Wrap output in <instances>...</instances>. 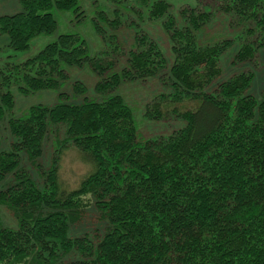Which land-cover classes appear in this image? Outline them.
<instances>
[{
	"label": "trees",
	"instance_id": "obj_1",
	"mask_svg": "<svg viewBox=\"0 0 264 264\" xmlns=\"http://www.w3.org/2000/svg\"><path fill=\"white\" fill-rule=\"evenodd\" d=\"M105 1L90 3L102 8L92 18L97 34L106 27L121 31L128 9L137 21L146 10L168 51L144 31L119 65L89 56L82 36L67 33L12 66L25 94L57 90L70 70L84 67L95 83L94 99L76 81L80 103L31 106L7 120L14 100L8 91L0 95V131L5 124L10 140L9 150L0 151V209L13 218L11 227L0 219V264H264V100L246 94L253 74L234 75L204 92L220 77V57L232 44L198 46L197 33L211 13L186 7L173 14L163 0H135L131 7L110 0L114 8ZM223 1L260 32L255 47L244 44L234 58L251 61L256 48L264 49V0ZM18 3L23 12L0 16L14 51L56 30L53 9L85 18L79 0ZM164 76L171 92L155 95L144 115L161 120L169 109L184 126L168 137L145 138L118 93ZM185 100L197 101L196 109H182ZM66 149L92 169L67 191L59 182ZM88 214L102 228L70 238Z\"/></svg>",
	"mask_w": 264,
	"mask_h": 264
},
{
	"label": "rangeland",
	"instance_id": "obj_2",
	"mask_svg": "<svg viewBox=\"0 0 264 264\" xmlns=\"http://www.w3.org/2000/svg\"><path fill=\"white\" fill-rule=\"evenodd\" d=\"M79 1L82 9L85 10V18L76 15L77 12H60L53 9L52 13L57 21L56 30L51 35L39 36L32 39L29 48L24 51H14L10 46L8 36L0 31V95L8 91L14 100L12 111L5 115V120L9 116L19 117L24 115L31 106L80 103L82 96H76L73 90L76 81L83 82L87 86V92L84 96L94 99L93 87L95 80L90 69L86 67L81 70H70L69 77L57 90H44L32 94H25L24 91L20 90L23 84L16 80L17 77H20V74L13 73L12 66L34 57L47 44L55 41L61 34L79 33L86 42L89 56L118 62L119 65L134 47V39L141 37V33L144 31L151 34L154 41L168 51L167 39L160 28L154 22L148 20V11L143 10V20L137 21L135 20L136 16L134 17V12L128 9V13L126 15L124 14L121 18L124 21L123 26L120 28L121 31L115 32L106 27V31L99 35L93 28L92 18L96 17L97 10H101L102 8L98 7V4L91 7V0ZM153 1L155 0H150V2ZM163 1L169 5V12H173V14L186 7L198 8L201 12L211 13L212 16L209 23L197 33L199 47L223 40L232 41L231 46L220 57V77L204 92H211L216 85L228 80L234 75L241 73L253 74L246 94L253 96L257 102L264 100V49L256 48L255 57L251 61L234 63L235 55L244 44H251L255 47L254 41L258 39L257 37L260 32L252 21L240 20L237 15L227 11L225 7L226 3L223 0ZM127 3L126 5L128 7L136 6L135 0H127ZM102 5L114 8L113 6L115 4L112 5V1L107 0ZM21 12H23V9L19 5L18 0H0V16H12ZM165 79L166 76L156 80H148L144 83H136L134 86H128L125 89L122 88L118 93L123 96L125 102L132 109L137 131L145 138L156 139L159 137H168L184 126L183 120L176 117L175 114L170 113L169 109L168 113L161 120H152L144 115L146 105L150 103L155 95L171 92L168 81ZM197 104L198 102L195 100H185L181 103V108L194 111ZM4 126L5 124L1 125L0 151L9 150L10 140L8 139V132L4 130ZM51 147L50 144L46 147V151L42 155V162L47 163L49 161L52 153ZM27 169L32 173L34 179H36L35 171L30 167H27ZM91 170L90 165L81 158L77 151L73 149L64 150L62 152L59 169V182L61 187L66 191L77 188L81 180ZM91 211L92 209L90 208L88 213ZM94 217V215L88 214L85 222L77 228H71L69 230V237H79L94 227L100 226L102 228V225L96 222ZM0 219L4 225L9 227L13 226V218L4 209H0Z\"/></svg>",
	"mask_w": 264,
	"mask_h": 264
}]
</instances>
